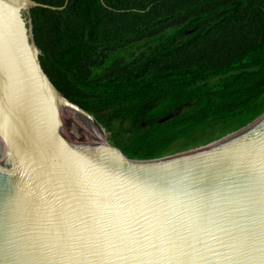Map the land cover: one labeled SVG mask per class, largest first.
Here are the masks:
<instances>
[{"label":"water","instance_id":"95a60500","mask_svg":"<svg viewBox=\"0 0 264 264\" xmlns=\"http://www.w3.org/2000/svg\"><path fill=\"white\" fill-rule=\"evenodd\" d=\"M33 7L57 9L0 0V264H264V113L129 160L43 71Z\"/></svg>","mask_w":264,"mask_h":264},{"label":"trees","instance_id":"16d2710c","mask_svg":"<svg viewBox=\"0 0 264 264\" xmlns=\"http://www.w3.org/2000/svg\"><path fill=\"white\" fill-rule=\"evenodd\" d=\"M34 1L57 8L25 12L43 71L129 160L211 143L264 113V0Z\"/></svg>","mask_w":264,"mask_h":264},{"label":"rangeland","instance_id":"374dc122","mask_svg":"<svg viewBox=\"0 0 264 264\" xmlns=\"http://www.w3.org/2000/svg\"><path fill=\"white\" fill-rule=\"evenodd\" d=\"M67 115L71 118V119H73L74 117H73V115H70L69 113H67ZM76 116V115H75ZM86 124V123H85ZM87 125V132H88V134L90 135V136H92V132H91V129H93V127L92 126H90L89 124H86ZM104 130V129H103ZM99 138H101V140L103 141V140H106V142L108 143V145L109 146H111V144L109 143V140H108V133L104 130V138L100 135V134H96ZM0 157H2V158H4V156H3V153L0 151Z\"/></svg>","mask_w":264,"mask_h":264},{"label":"bare ground","instance_id":"6f19581e","mask_svg":"<svg viewBox=\"0 0 264 264\" xmlns=\"http://www.w3.org/2000/svg\"><path fill=\"white\" fill-rule=\"evenodd\" d=\"M102 131L104 132V130H103V128H102ZM109 138V137H108ZM6 150V147H5V145H4V143L1 141V139H0V151L2 152V153H5L4 151Z\"/></svg>","mask_w":264,"mask_h":264}]
</instances>
